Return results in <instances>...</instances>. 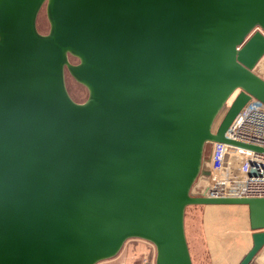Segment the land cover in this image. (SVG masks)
<instances>
[{"label": "water", "instance_id": "1", "mask_svg": "<svg viewBox=\"0 0 264 264\" xmlns=\"http://www.w3.org/2000/svg\"><path fill=\"white\" fill-rule=\"evenodd\" d=\"M263 57L264 0H0V264H98L130 239L192 264L191 205L245 206L250 264L264 198L207 197L202 158L208 142L264 154L224 136L264 105Z\"/></svg>", "mask_w": 264, "mask_h": 264}, {"label": "rangeland", "instance_id": "2", "mask_svg": "<svg viewBox=\"0 0 264 264\" xmlns=\"http://www.w3.org/2000/svg\"><path fill=\"white\" fill-rule=\"evenodd\" d=\"M36 26L41 34H46L49 24L44 6L39 11ZM71 64L77 60L69 58ZM264 78V57L255 68ZM65 85L70 97L78 103L85 101L87 90L65 71ZM217 117L218 125L226 109ZM209 145L205 149L204 169L208 167ZM185 234L192 264H237L240 256L250 245V229L245 206L235 205H191L184 215ZM154 246L143 240L126 241L120 252L112 259L98 264H154Z\"/></svg>", "mask_w": 264, "mask_h": 264}, {"label": "built area", "instance_id": "3", "mask_svg": "<svg viewBox=\"0 0 264 264\" xmlns=\"http://www.w3.org/2000/svg\"><path fill=\"white\" fill-rule=\"evenodd\" d=\"M224 136L264 149V105L252 98L232 120ZM209 148L207 197L264 198L263 153L219 142H209Z\"/></svg>", "mask_w": 264, "mask_h": 264}, {"label": "crops", "instance_id": "4", "mask_svg": "<svg viewBox=\"0 0 264 264\" xmlns=\"http://www.w3.org/2000/svg\"><path fill=\"white\" fill-rule=\"evenodd\" d=\"M251 235V233H250ZM251 247V239H250V245L248 247V250L249 248ZM247 250V251H248ZM244 252V254L242 256H240L239 260H238V263L241 261V259L244 257V255L246 254V252ZM107 261V260H106ZM153 262L155 264V250H154V256H153ZM237 263V264H238ZM250 264H264V249H262L254 258L253 260L250 262Z\"/></svg>", "mask_w": 264, "mask_h": 264}, {"label": "bare ground", "instance_id": "5", "mask_svg": "<svg viewBox=\"0 0 264 264\" xmlns=\"http://www.w3.org/2000/svg\"><path fill=\"white\" fill-rule=\"evenodd\" d=\"M207 145H209V142L206 143L205 146H204V150H203V158H202V168H204V167H203V166H204V162H205V157H204V155H205V149H206Z\"/></svg>", "mask_w": 264, "mask_h": 264}]
</instances>
